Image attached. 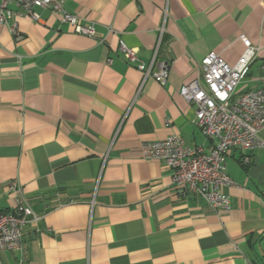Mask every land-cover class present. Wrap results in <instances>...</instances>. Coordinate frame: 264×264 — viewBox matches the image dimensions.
<instances>
[{"label":"crops","instance_id":"obj_1","mask_svg":"<svg viewBox=\"0 0 264 264\" xmlns=\"http://www.w3.org/2000/svg\"><path fill=\"white\" fill-rule=\"evenodd\" d=\"M63 8L94 35L44 8L38 20L15 17L16 34L0 25V209L23 198L38 218L0 264L264 263V146L227 152L234 185L221 189L230 203L218 211L173 185L162 160L141 156L143 143L173 133L212 147L180 88L201 80L211 51L234 64L241 34L258 52L236 94L264 87V0H63ZM159 38L163 86L142 81L119 50L122 41L148 65Z\"/></svg>","mask_w":264,"mask_h":264},{"label":"built area","instance_id":"obj_2","mask_svg":"<svg viewBox=\"0 0 264 264\" xmlns=\"http://www.w3.org/2000/svg\"><path fill=\"white\" fill-rule=\"evenodd\" d=\"M37 8L57 12L60 21L70 25L77 34L93 36L95 33L92 24L83 23L76 15L64 10L63 0H0V25L7 26L16 34L15 17L25 14L38 20ZM239 39L244 49L234 64H228L211 51L200 62L201 80L196 79L180 88L182 98L195 105V123L202 134L213 142L212 147L204 151L201 147L188 145L175 133L164 140L141 145L143 158L162 160L171 170L173 185L181 191L198 195L214 211L229 207V197L221 189L234 185L225 172L227 152L233 148L251 152L264 146L261 136L264 130V87L236 94V88L246 78L258 48L243 34ZM159 42L160 38L148 65L140 61L135 50L122 41L119 42V50L124 59L141 72L142 81L151 76L163 86L169 63L155 62ZM241 162L249 163L248 155H244ZM10 189L17 191L13 183ZM37 219L23 198L16 201L12 210L0 209V252L19 251L23 227L29 222L36 223Z\"/></svg>","mask_w":264,"mask_h":264},{"label":"trees","instance_id":"obj_3","mask_svg":"<svg viewBox=\"0 0 264 264\" xmlns=\"http://www.w3.org/2000/svg\"><path fill=\"white\" fill-rule=\"evenodd\" d=\"M256 264V263H255ZM260 264H264L263 262H261Z\"/></svg>","mask_w":264,"mask_h":264}]
</instances>
